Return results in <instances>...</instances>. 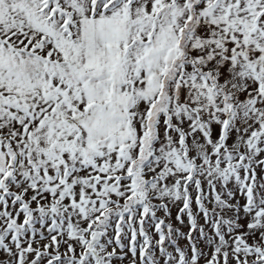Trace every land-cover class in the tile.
Here are the masks:
<instances>
[{
    "label": "snow or ice",
    "instance_id": "1",
    "mask_svg": "<svg viewBox=\"0 0 264 264\" xmlns=\"http://www.w3.org/2000/svg\"><path fill=\"white\" fill-rule=\"evenodd\" d=\"M0 264H264V0H0Z\"/></svg>",
    "mask_w": 264,
    "mask_h": 264
}]
</instances>
